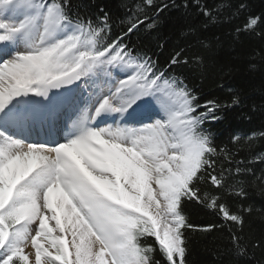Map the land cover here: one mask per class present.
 Segmentation results:
<instances>
[{"label":"snow or ice","instance_id":"1","mask_svg":"<svg viewBox=\"0 0 264 264\" xmlns=\"http://www.w3.org/2000/svg\"><path fill=\"white\" fill-rule=\"evenodd\" d=\"M142 23L106 39V13L94 25L69 0H0V264H162L157 253L186 264V231L216 227L190 223L186 201L243 226L200 187L225 183L210 174L217 147L204 124L226 106L198 111L170 71L179 53L161 68L130 48L124 39Z\"/></svg>","mask_w":264,"mask_h":264},{"label":"trees","instance_id":"2","mask_svg":"<svg viewBox=\"0 0 264 264\" xmlns=\"http://www.w3.org/2000/svg\"><path fill=\"white\" fill-rule=\"evenodd\" d=\"M69 2L74 15L91 19L94 25L106 13V39L122 36L132 23L142 20L124 42L161 68H167L179 53L181 63L170 71L197 97L198 111H206V101L226 106L216 113L221 119L209 118L204 124L217 147L210 174L223 173L225 183L217 188L205 177L200 187L220 195L231 211L244 217V223L241 227L226 221L206 204L184 202V213L197 229L216 226L211 231H186V264H264V23L244 28L249 17L264 19V0H153L152 5L146 0ZM233 99L239 102L233 104ZM238 187H244L245 197L234 194ZM248 208L252 211H245ZM233 234L240 237L244 254L237 252ZM150 244L155 246L151 239L143 240V246ZM155 258L163 264L158 253Z\"/></svg>","mask_w":264,"mask_h":264}]
</instances>
